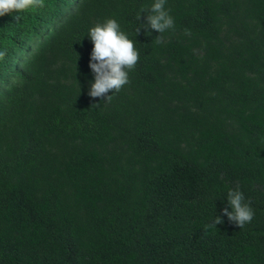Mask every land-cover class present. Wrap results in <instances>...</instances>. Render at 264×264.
Returning a JSON list of instances; mask_svg holds the SVG:
<instances>
[{
    "label": "trees",
    "instance_id": "16d2710c",
    "mask_svg": "<svg viewBox=\"0 0 264 264\" xmlns=\"http://www.w3.org/2000/svg\"><path fill=\"white\" fill-rule=\"evenodd\" d=\"M0 264H264V0H0Z\"/></svg>",
    "mask_w": 264,
    "mask_h": 264
}]
</instances>
